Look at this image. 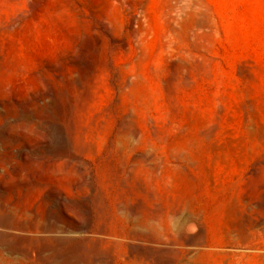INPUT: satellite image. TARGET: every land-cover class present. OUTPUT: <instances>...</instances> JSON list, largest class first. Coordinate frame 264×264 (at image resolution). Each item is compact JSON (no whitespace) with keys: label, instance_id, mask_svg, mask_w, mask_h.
<instances>
[{"label":"rangeland","instance_id":"1","mask_svg":"<svg viewBox=\"0 0 264 264\" xmlns=\"http://www.w3.org/2000/svg\"><path fill=\"white\" fill-rule=\"evenodd\" d=\"M0 47V84L11 72L29 94L51 95L58 72L87 61L129 64L135 97L160 111L165 140L197 164L183 190L214 246L198 264H264V0H0ZM2 218L0 235L12 224ZM2 236L0 264H11Z\"/></svg>","mask_w":264,"mask_h":264},{"label":"bare ground","instance_id":"2","mask_svg":"<svg viewBox=\"0 0 264 264\" xmlns=\"http://www.w3.org/2000/svg\"><path fill=\"white\" fill-rule=\"evenodd\" d=\"M100 60L58 72L51 95L21 92L11 72L0 84V188L9 185L0 221H12L2 232L17 254L11 264H198L214 246L197 198L183 190L193 159L165 140L160 111L135 97L130 65Z\"/></svg>","mask_w":264,"mask_h":264}]
</instances>
